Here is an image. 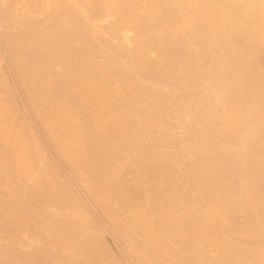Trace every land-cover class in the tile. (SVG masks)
<instances>
[{
	"label": "bare ground",
	"instance_id": "bare-ground-1",
	"mask_svg": "<svg viewBox=\"0 0 264 264\" xmlns=\"http://www.w3.org/2000/svg\"><path fill=\"white\" fill-rule=\"evenodd\" d=\"M229 25L264 46V0H0V264H88L98 218L141 264L196 263L239 232L234 188L264 177L235 166L246 140L209 85ZM21 235L50 255L19 257ZM228 238L254 264L260 238Z\"/></svg>",
	"mask_w": 264,
	"mask_h": 264
},
{
	"label": "rangeland",
	"instance_id": "rangeland-1",
	"mask_svg": "<svg viewBox=\"0 0 264 264\" xmlns=\"http://www.w3.org/2000/svg\"><path fill=\"white\" fill-rule=\"evenodd\" d=\"M230 25L225 28V30L222 29V27L219 29V31L213 32L212 37H213V42H209L210 47L214 51V56H213V68L215 71L214 75L211 76V80L209 85L212 84H217L219 87H223V91L219 93V97L222 99L224 106L226 108V114H224V117L227 116L228 118V123L232 124V131L228 134L229 139L231 140L230 142H237V141H242L246 140V149L245 153L246 156L242 158H238V155H235L236 158H234V162L236 161V167L240 168L242 171H249L258 169V167H261L263 170L258 171L259 176L264 177V46H258L256 43L251 41L244 33L240 27H232L231 30H229ZM245 35V36H244ZM224 38H223V37ZM251 41H249L247 38ZM221 38V39H220ZM253 42V43H252ZM216 47H215V46ZM194 46V45H191ZM203 67H207V64H204ZM209 67V63H208ZM193 75V74H192ZM220 76L221 80H218V76ZM226 115V116H225ZM237 116V117H235ZM225 122V118H224ZM235 134L236 136L233 137ZM232 138V139H231ZM234 138L236 140H234ZM227 139V138H226ZM240 149V148H239ZM229 152V151H228ZM236 153V151L234 152ZM240 153V152H239ZM242 163V164H241ZM237 174V172H235ZM243 176V177H242ZM242 177L243 179L246 178V174L244 172L240 173L239 175V181L236 183L241 184L243 180H241ZM237 178V179H238ZM256 185L253 187H237L234 188V194L232 197L233 206H238V208H234L235 210L242 213L245 212V214H239L240 216H245L244 218L241 217L240 220H245L251 221L243 223L242 225L243 229L245 226V229L243 230L239 224L238 230H236V227H230V230L228 228V231L226 233L227 237L224 239L223 244H220L218 242V239L214 240L212 239V242L206 244V254L199 257L196 261V263H190V264H207L206 257L207 259L210 260H218V262L223 261L224 264H227V262L232 263L233 260H236L238 256L240 255L241 252V247L244 245L243 244H237V245H230V236L236 235L238 238L244 235H250V237L257 238L259 237L258 241V252L257 250L255 251L257 254H255V257H258L257 260L255 259L254 264H264V178L262 179V182L256 181ZM236 186V185H235ZM73 190H75L73 187H71ZM227 191V189H226ZM238 191V193H237ZM78 198H80V194L75 190L74 191ZM187 191H185V195H187ZM237 193V196H236ZM239 194V196H238ZM244 197V200L241 198ZM254 198L252 199V197ZM238 197V198H237ZM251 197V199H250ZM240 200L239 203L237 202L236 205V199ZM246 201V202H244ZM232 202V203H233ZM242 202H244L242 204ZM245 203L247 206H245ZM240 204V208L239 205ZM246 209H241L244 208ZM242 206V207H241ZM245 210V211H244ZM247 210V212H246ZM255 210V211H254ZM244 211V212H243ZM252 213V214H251ZM237 216V215H236ZM237 218V217H235ZM235 218H231L235 219ZM228 224L229 218H227ZM252 219V220H250ZM237 220V219H236ZM236 220H234L236 222ZM100 229L99 231L102 233V237H100L99 240H97L96 236L91 235L90 237L85 236L84 238H89L88 242H90L92 239L94 241H97L96 245L92 249V253L90 254V263L88 264H97V262H104L107 264H141L138 258H141V255L137 257V254L135 253L136 251L133 250V245H131V249L126 248L123 250L121 243L119 244V239L118 235L114 233V231L108 228L103 221H101L98 218ZM234 221L232 223H234ZM238 221V220H237ZM231 224V223H230ZM183 225H186V222L183 223ZM193 225V222H190V226ZM233 225V224H232ZM236 223H234L233 226H235ZM247 228H257L256 231H250ZM236 230V231H235ZM240 230L242 232H240ZM246 230V231H245ZM249 231V232H248ZM248 232V233H247ZM253 232V234H251ZM25 237L21 235L19 238L20 241L23 239L27 242L26 247H22L19 249L21 251L18 256L23 258V255L26 254V252L32 257V259L35 257V255H41V256H49L50 252L48 251V247H45V242L44 239L39 237V236H29ZM49 239V237H48ZM229 239V240H228ZM50 240V239H49ZM54 241V240H52ZM101 241V242H100ZM185 241H190V240H185ZM207 241V240H206ZM216 241V243H214ZM57 242V240H56ZM243 242V241H242ZM241 242V243H242ZM212 243V244H211ZM58 244V242L56 243ZM103 244V246L101 245ZM224 244L227 246L229 244L230 246H236V250H239L238 256H235V249H230L226 251V249L223 247ZM44 245L43 250H39L42 246ZM208 245V246H207ZM238 245H242L241 247ZM228 246V247H230ZM126 247V246H125ZM183 246L180 245L178 246L177 251L176 249L174 250L176 256L178 253V257L182 261V263L187 260L183 259V256H195V250H193V254L191 251L187 248V253H185L182 249ZM238 247V248H237ZM235 248V247H233ZM243 248V247H242ZM255 248V247H254ZM23 251H25L23 253ZM234 254L235 259L231 260V255L230 257L226 258L222 255V252H226V254ZM254 255V254H253ZM222 256V257H221ZM220 257V258H219ZM240 257V256H239ZM242 257V256H241ZM241 257L239 258L241 261ZM185 258V257H184ZM190 258V257H189ZM238 260V259H237ZM236 260V261H237ZM236 261H233L234 263L232 264H241L239 261L236 263ZM25 264H30V259L25 260ZM47 264V263H46ZM211 264V263H208Z\"/></svg>",
	"mask_w": 264,
	"mask_h": 264
}]
</instances>
